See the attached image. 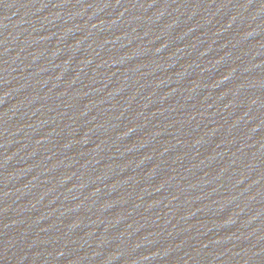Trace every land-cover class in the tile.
Instances as JSON below:
<instances>
[{
	"label": "water",
	"instance_id": "water-1",
	"mask_svg": "<svg viewBox=\"0 0 264 264\" xmlns=\"http://www.w3.org/2000/svg\"><path fill=\"white\" fill-rule=\"evenodd\" d=\"M0 264H264V0H0Z\"/></svg>",
	"mask_w": 264,
	"mask_h": 264
}]
</instances>
